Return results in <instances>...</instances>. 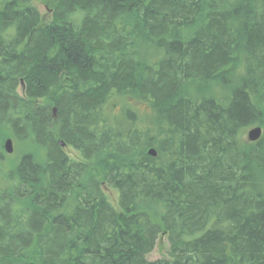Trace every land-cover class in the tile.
Listing matches in <instances>:
<instances>
[{"label": "trees", "instance_id": "trees-1", "mask_svg": "<svg viewBox=\"0 0 264 264\" xmlns=\"http://www.w3.org/2000/svg\"><path fill=\"white\" fill-rule=\"evenodd\" d=\"M6 137L0 264H264V0H5Z\"/></svg>", "mask_w": 264, "mask_h": 264}, {"label": "rangeland", "instance_id": "rangeland-1", "mask_svg": "<svg viewBox=\"0 0 264 264\" xmlns=\"http://www.w3.org/2000/svg\"><path fill=\"white\" fill-rule=\"evenodd\" d=\"M4 1L5 0H0V4L3 3ZM34 5L38 8L43 20L45 22H48L50 20V18L47 14L46 6L39 1L35 2ZM132 103L135 107H140V110H142V111L147 110V108L145 106H139L138 104H136L134 102H132ZM119 107H120V105L118 104V102H116L115 99H111V101L109 103V112L118 113ZM107 110H108V108H107ZM253 128H255V127H253ZM251 129H248L244 132L243 139L245 141H248V133ZM262 131H263V129H262ZM262 134H263V132H262ZM7 139H12V138L6 137L5 140L3 141V143L0 145V158L1 157L3 158V161L0 162V164L2 166L1 169L4 173H8L12 170V168L20 160L23 153H25L27 151L28 152L32 151V149L29 148L27 145L16 144L14 142L15 140L12 139L13 144H14V153L12 155H8L3 150V144ZM63 150H64L65 154L69 157V159H71V160H80L81 159L79 154L76 151H74L71 147H66ZM0 185H3V182L1 180H0ZM104 192H105L106 196L108 197L110 203L113 206H116V201H117V197H118L117 192L114 191L113 189H110L107 187L104 188ZM168 251H169L168 240L165 236H161V237H159L153 252L147 257V259L149 261H156L159 259L167 258L168 257Z\"/></svg>", "mask_w": 264, "mask_h": 264}, {"label": "water", "instance_id": "water-1", "mask_svg": "<svg viewBox=\"0 0 264 264\" xmlns=\"http://www.w3.org/2000/svg\"><path fill=\"white\" fill-rule=\"evenodd\" d=\"M54 113L56 112V109L53 110ZM262 136V129L260 127L252 128L248 133V141L251 143H256L260 140ZM61 146L64 148L65 144L61 142ZM3 150L6 154L12 155L14 153V144L12 139H7L3 144ZM148 155L150 157H156L157 152L155 149L151 148L148 150Z\"/></svg>", "mask_w": 264, "mask_h": 264}, {"label": "flooded vegetation", "instance_id": "flooded-vegetation-1", "mask_svg": "<svg viewBox=\"0 0 264 264\" xmlns=\"http://www.w3.org/2000/svg\"><path fill=\"white\" fill-rule=\"evenodd\" d=\"M49 16V15H48ZM50 18V17H49Z\"/></svg>", "mask_w": 264, "mask_h": 264}]
</instances>
